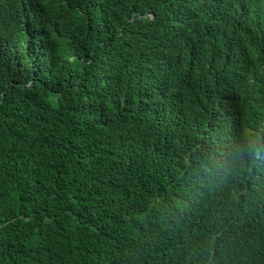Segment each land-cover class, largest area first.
<instances>
[{"label": "trees", "instance_id": "1", "mask_svg": "<svg viewBox=\"0 0 264 264\" xmlns=\"http://www.w3.org/2000/svg\"><path fill=\"white\" fill-rule=\"evenodd\" d=\"M190 18L176 0H0V264H264L251 154L174 142L149 114L234 109L182 57L195 19L153 42Z\"/></svg>", "mask_w": 264, "mask_h": 264}, {"label": "clouds", "instance_id": "2", "mask_svg": "<svg viewBox=\"0 0 264 264\" xmlns=\"http://www.w3.org/2000/svg\"><path fill=\"white\" fill-rule=\"evenodd\" d=\"M191 18L181 21L157 36L153 42L177 38L187 23L196 20L195 39L182 49L195 65L214 71L211 75L224 80L222 98L234 109L229 118L213 114L184 118L160 113L154 100L149 114L159 124V135L176 142L177 136L194 130L209 139L229 143L251 154V170L237 175L246 183L257 177L256 190L264 192V0H176ZM148 16V14L146 15ZM244 61L250 63L244 65ZM208 62H211L210 64ZM177 67L175 64L170 72ZM182 76L168 84L179 89ZM231 85V87H229ZM261 91L263 99L247 98L248 92ZM246 144V145H243Z\"/></svg>", "mask_w": 264, "mask_h": 264}]
</instances>
